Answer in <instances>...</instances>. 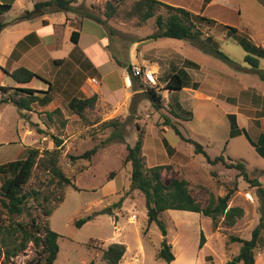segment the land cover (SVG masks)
<instances>
[{"label":"rangeland","instance_id":"obj_1","mask_svg":"<svg viewBox=\"0 0 264 264\" xmlns=\"http://www.w3.org/2000/svg\"><path fill=\"white\" fill-rule=\"evenodd\" d=\"M37 1L46 0H14L12 8L0 16V22L6 25L0 33V65L11 70L15 61L9 59L8 53L14 41L37 32L40 45L32 53L22 55L20 65L37 71L51 84V66L56 67L51 57L64 60L72 43L67 36L61 40L59 49L51 50V22L47 15L21 18ZM107 1L116 5V14L109 19L105 18ZM133 1L76 0L74 4L80 12L90 13L103 21L109 34L108 42L113 45L117 41L130 40L135 32L137 35L153 32L155 17L167 15V11L160 8L141 28L142 22L125 14ZM211 1L206 15L213 17L215 23L192 19L199 27L201 40L205 42L210 38L212 47L233 59L235 66L203 53L188 40L162 39L155 45L169 47L199 66L196 70H188V86L180 91L166 89L162 81L149 87L138 79L133 83L137 93L115 103H103L97 98L94 109L82 119L69 111L66 102L58 101V109L48 111L34 104L33 114L27 115L36 123L32 126L29 118L22 116L26 111L11 104H0V165L24 160L29 148H37L40 152L31 178L23 187V192L28 194L23 213L10 219L0 202L1 226L16 222L28 224L35 218L41 228L48 226L59 234V251L53 264H106L102 250L111 244L125 246V254L118 264H168L157 257L163 241L171 247L175 258L169 264H226L240 248L231 237L249 240L254 228H264V81L251 71L253 68L248 62L243 61L246 53L235 38L228 37L226 29V26L235 27L237 37H244L253 45L259 43L260 38L264 39V0ZM61 15L65 13L57 14ZM48 16L51 19V13ZM36 36L34 34L17 48L37 45ZM69 55L59 76L73 71L68 59L75 56V51ZM177 60L180 63V59ZM259 69L264 72V58H259ZM75 73L71 76L73 84L77 80ZM58 81L55 79L57 84ZM33 83L37 89L45 91L47 88L40 77ZM0 85L12 87L14 81L0 71ZM146 88H154L161 96L160 109L153 107L144 93ZM228 114L235 115L240 130V134L232 138H229ZM165 118L185 138L199 143L209 158L222 155L226 163H242L246 179L237 169L222 163L209 164L203 155L195 154L193 145L183 142L165 126ZM109 122L112 123L108 126ZM26 130L31 131L26 134ZM113 133L119 138L102 145L101 142ZM139 134L143 137L145 168L170 166L162 171L163 180L185 179L195 199L204 206L209 194L222 197L230 192L227 206L241 208L242 216L232 226L221 217L215 228L208 217L199 213L168 210L159 215L166 236L157 224L148 225L143 195L130 187V166L124 163L126 147L132 146ZM53 136L62 140L56 168L73 186L59 181L44 153L54 149ZM162 139L173 148L172 152L163 146ZM95 145L98 149L90 160L69 158L80 156ZM103 210L106 212L81 227L75 226L77 220ZM45 211H50L51 215H45ZM201 235L204 244L199 249ZM4 251L0 245V252ZM37 254L34 245L29 243L15 257L5 260L4 255H0V262L26 264L36 259ZM254 262L264 264V229L259 233Z\"/></svg>","mask_w":264,"mask_h":264},{"label":"trees","instance_id":"obj_2","mask_svg":"<svg viewBox=\"0 0 264 264\" xmlns=\"http://www.w3.org/2000/svg\"><path fill=\"white\" fill-rule=\"evenodd\" d=\"M204 1L208 3L210 0ZM75 2L76 0L37 1L34 3L33 9L25 12L21 18H38L45 13L68 12L73 9L75 10V8L72 7ZM13 3L14 0H0V16L7 13L12 8ZM115 7L116 5L114 6L112 1L106 2L105 10L108 12V14L105 15L106 19H109L116 14ZM160 8H164L167 11V15L164 17L159 14L155 17L154 25L156 30L153 34L147 37L148 39L156 40L159 38H170L188 40L203 53L212 55L225 63L234 66L236 65V62L233 59L222 53L217 47H212L214 44L211 42L210 38L205 39V42L201 40L199 27L192 18L199 22L204 21L207 23H215L214 20L199 15H193L183 8L172 7L156 0H135L125 14L129 18H136L139 22H145L154 17L155 13L158 12V9ZM91 18L98 22H103L99 18L93 16ZM5 27L6 25L0 22V32ZM226 29L228 30V37L235 38L237 43L246 53L243 61L248 62L253 68L251 71L258 74L260 79L264 81V72L259 69V58H264V48L259 45H253L244 37H237L238 30L235 27L226 26ZM76 35V32H72L71 34V41L73 43H77ZM33 36L34 33L28 34L23 38L21 43ZM60 42L61 35H56L57 47L60 46ZM183 66L185 68L198 69V65L190 61H185ZM128 68H130V66ZM0 71L20 85L29 84L33 79L39 78L37 74L24 67H19L12 72H8L6 69L0 67ZM131 78L133 82L138 80L132 76ZM188 82V73L184 68H181L168 77L166 89L180 91L188 86ZM48 85V89L44 92L34 90L30 87L10 88L7 86H0V104H12L20 111L31 110V105L35 103L39 106H46L50 102L53 94L49 83ZM144 93L155 109L161 108L162 98L154 88H146ZM97 98L98 97L95 94L90 97H73L68 101L67 108L74 115L82 119L87 112L94 109ZM22 116L26 117L25 115ZM228 120L230 121L229 138L239 135L240 130L236 126L235 115L228 114ZM165 121V126L172 129L183 142L193 145L194 153L203 155L207 163H222L228 168L237 169L240 171L242 177L246 179L247 175L242 163L232 161L226 163L222 155L213 159L209 158L199 143L190 138H185L174 124L168 122L167 118H165ZM111 123L112 122H109L107 125L109 126ZM38 132L40 134L43 133L42 130L39 129ZM115 138L119 137L113 133L107 138V140L102 141L101 144L103 145L107 143V141L114 140ZM162 144L169 152H172L173 148L168 145L165 139H162ZM53 145L54 149L44 152L49 157L48 161L51 170L59 181L66 185L73 186L71 180L65 177L63 173L56 168L58 151L61 148L62 140L53 136ZM142 148L143 137L142 134H139L134 144L126 147L124 163L129 164L130 166V187L138 190L143 195L148 225L151 223L157 224L163 236H166L167 231L164 223L159 219V215L168 210L199 213L204 217H208L211 220L212 226L215 228L221 217L227 225L232 226L235 223V220L242 216L241 208H228L227 203L231 195L230 192L222 197L209 194L207 203L204 206L201 202L195 199L193 192L189 187V183L185 179L172 177L168 182H165L162 178V171L168 169L170 166L156 165L150 168H145ZM97 149L98 145H95L80 156H69V158L72 161L77 159L90 160L96 153ZM39 155L40 152L37 148H29L26 151V157L24 160L0 165V196L2 197L0 202L5 214L10 219L21 215L24 211V206L28 200V194L23 192V187L31 178L32 169L37 164ZM121 202L122 200L119 201L118 205H120ZM115 205L117 204H114V206ZM105 212L106 210H103L83 217L75 222V226L81 227L98 214ZM45 215L50 216L51 212L45 211ZM262 229L264 228L261 226L254 228L249 240L239 237H231V241L239 243L240 248L238 254L226 264H255L254 250L257 246L260 230ZM58 238L59 234L51 230L48 226L41 228L36 223L35 218H32L28 224L16 222L15 224H9L8 226L0 225V245L5 248V251L0 252V255H4L5 260H7L11 257H15L19 252L25 250L29 243H32L38 254L36 259L30 260L26 264H53L59 251L57 245ZM203 244L204 237L201 235L199 249L203 247ZM170 249L171 247L167 246L166 242L163 241L162 248L158 252L157 257L163 259L168 264L173 262L175 258ZM124 254L125 246L122 244H111L102 250V258L106 264H118ZM5 260H2L0 264H7Z\"/></svg>","mask_w":264,"mask_h":264},{"label":"crops","instance_id":"obj_3","mask_svg":"<svg viewBox=\"0 0 264 264\" xmlns=\"http://www.w3.org/2000/svg\"><path fill=\"white\" fill-rule=\"evenodd\" d=\"M156 1L162 2L172 7L183 8L193 15H199L203 17L205 16V18L213 20V17L209 18L210 16L206 15V10L212 5L211 0L208 3H206L204 0ZM76 6L77 5L73 4L72 7L75 8V10L73 9L71 11L64 12V16L61 15L58 17L57 14L63 12H55L51 13L50 19L48 13L44 14L47 15L49 23L51 22V50L60 48V46H56V35H61V40H64L68 36L69 41L72 43V47L69 50L68 56L64 57V60H66L67 57L70 56L69 54H71L73 51H75V56L70 58V60L68 59L71 67H73V71L71 70V73H66L64 71L66 74L61 76L59 75L61 73L60 71H63L64 69V60L51 57V61H53L54 65L56 66L55 68L51 66V84L49 83L53 94L50 102L46 106H40L43 111H48L51 109L57 110L59 106L58 101L60 103H68L71 98H79L81 97L80 95H83V97H90L95 94L103 103H115L118 99L127 98L132 94L137 93V90L133 87V83H135V81L133 82L128 68L131 64L147 67L155 74L156 81H162L164 84H166L168 77L171 74L177 72L178 69L184 68L187 71L189 77L190 75L188 70H196L192 68H185L183 66L185 61H190L197 64L196 62L183 57L178 52L172 50L169 47H158L155 45V43H157L159 40L170 38H159L156 40L147 38L156 30L154 23L153 32L138 35L135 32L133 36L131 35L130 40H127L123 43L117 41L111 45L108 42L109 34L106 30L107 26L104 25L103 22H98L91 18L93 16L92 14L80 12L76 9ZM150 20L151 18L145 22H142L143 24L141 28L144 27L145 24ZM107 24L110 25L111 22L108 21ZM48 25L50 26V24ZM2 31L0 33H2ZM72 32L77 33V43H73L71 41ZM32 33H34L36 36L37 32ZM24 37L20 38L19 40H15L8 53L9 59L13 58L15 61V63H13L14 65L12 69L8 70V72H12L19 67H23L20 65L21 56L25 55L26 53L29 54V52L32 53V51H35L38 45H40L39 38L36 36V39L39 42L37 45H33V43L30 46L26 45L22 46L21 49H18L17 47ZM259 40V43L256 45L264 48V39L260 38ZM76 48H78L77 51ZM178 58L180 59V63L177 62ZM3 61L6 63L8 62L5 58H3ZM0 67L6 69L2 65H0ZM166 69H169V72L164 76ZM74 71L77 72V80L73 84L71 76L73 74L76 75ZM31 72L37 74L41 79H43L44 83L47 85V90L49 87L47 79L41 77L37 71ZM35 79L26 85H20L14 82V86L10 88L30 87L34 90L44 92L43 90L37 89L34 86L33 82ZM55 79H59L58 84L55 82ZM90 79H95L97 84L92 86L90 90L91 92H88L85 87L88 80ZM35 104L38 105L37 103ZM33 105H31V110L26 111V113L22 115H25L27 118H29L27 115L33 114ZM31 119L32 117L29 118L30 124L36 125V123H34ZM30 131L31 130H26L25 133L28 134Z\"/></svg>","mask_w":264,"mask_h":264},{"label":"built area","instance_id":"obj_4","mask_svg":"<svg viewBox=\"0 0 264 264\" xmlns=\"http://www.w3.org/2000/svg\"><path fill=\"white\" fill-rule=\"evenodd\" d=\"M215 1H222V0H215ZM129 70L132 77L141 80L147 86L153 87L156 85L155 74L147 67H143L137 64H131ZM96 84L97 81L95 79H90L88 80L85 89L87 91H90L92 86ZM248 198L250 200L252 199L250 196ZM133 219H135V216H133Z\"/></svg>","mask_w":264,"mask_h":264}]
</instances>
